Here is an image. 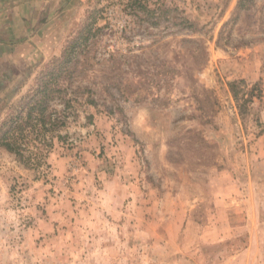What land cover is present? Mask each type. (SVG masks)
<instances>
[{
  "label": "rangeland",
  "instance_id": "1",
  "mask_svg": "<svg viewBox=\"0 0 264 264\" xmlns=\"http://www.w3.org/2000/svg\"><path fill=\"white\" fill-rule=\"evenodd\" d=\"M239 1L69 7L0 104V264H264V0Z\"/></svg>",
  "mask_w": 264,
  "mask_h": 264
},
{
  "label": "crops",
  "instance_id": "2",
  "mask_svg": "<svg viewBox=\"0 0 264 264\" xmlns=\"http://www.w3.org/2000/svg\"><path fill=\"white\" fill-rule=\"evenodd\" d=\"M77 0H0V104ZM74 7V6H73ZM60 29V27H58Z\"/></svg>",
  "mask_w": 264,
  "mask_h": 264
},
{
  "label": "trees",
  "instance_id": "3",
  "mask_svg": "<svg viewBox=\"0 0 264 264\" xmlns=\"http://www.w3.org/2000/svg\"><path fill=\"white\" fill-rule=\"evenodd\" d=\"M246 1L247 0H240L239 1V4H238V7L239 8L244 7ZM186 23L189 24L188 21ZM190 26H191V24H190ZM238 86H239V83H234V84L231 85L232 93H233L234 97L236 98V101L238 103V107H239L240 113L242 115H244L245 114V111L248 110L246 108V107H248V104L253 103L254 97L260 98L261 97V92H258L257 96L254 94L255 92H252V93L248 94L247 98H245V96H240L238 94V92L236 91V89L238 88ZM48 92H49V86L48 85L43 86L42 90H39L38 91L40 98L35 103V106L31 109V113L34 110H36V111L39 112V114L41 115L40 120L44 124H46L45 112L48 109V103L43 100V96L47 95ZM7 147H8V149L10 151H13V149H11L10 146H7Z\"/></svg>",
  "mask_w": 264,
  "mask_h": 264
},
{
  "label": "flooded vegetation",
  "instance_id": "4",
  "mask_svg": "<svg viewBox=\"0 0 264 264\" xmlns=\"http://www.w3.org/2000/svg\"><path fill=\"white\" fill-rule=\"evenodd\" d=\"M9 91H10V90H9ZM8 94H10V92H9ZM8 94H7V95H8ZM7 95H5V96H7Z\"/></svg>",
  "mask_w": 264,
  "mask_h": 264
}]
</instances>
